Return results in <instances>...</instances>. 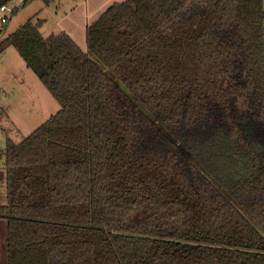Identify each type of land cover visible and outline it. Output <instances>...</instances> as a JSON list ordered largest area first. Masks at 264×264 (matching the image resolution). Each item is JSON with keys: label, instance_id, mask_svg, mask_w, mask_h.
<instances>
[{"label": "trees", "instance_id": "1", "mask_svg": "<svg viewBox=\"0 0 264 264\" xmlns=\"http://www.w3.org/2000/svg\"><path fill=\"white\" fill-rule=\"evenodd\" d=\"M39 27L0 38L60 106L1 154L6 264H264L263 0Z\"/></svg>", "mask_w": 264, "mask_h": 264}, {"label": "rangeland", "instance_id": "2", "mask_svg": "<svg viewBox=\"0 0 264 264\" xmlns=\"http://www.w3.org/2000/svg\"><path fill=\"white\" fill-rule=\"evenodd\" d=\"M36 2L41 4L43 1L36 0ZM38 9L37 3H30L26 11L23 12L24 19H28ZM59 109L58 103L34 73L26 67L14 48L7 49L4 57L0 55V206L6 204L5 175L2 169L4 160L1 157L6 141L19 143ZM235 179H231V182H235ZM5 240L6 224L5 221L0 220L2 264H6Z\"/></svg>", "mask_w": 264, "mask_h": 264}, {"label": "crops", "instance_id": "3", "mask_svg": "<svg viewBox=\"0 0 264 264\" xmlns=\"http://www.w3.org/2000/svg\"><path fill=\"white\" fill-rule=\"evenodd\" d=\"M50 4H39L36 0H24L21 9L18 10L6 24H0V38L12 33L21 27L30 18L40 21L39 32L43 38L50 35L66 34L82 51H86L85 30L97 21L105 10L115 3L126 0H50ZM37 3L38 11L24 19L23 12L30 3ZM26 18V17H25ZM14 19V22H13ZM26 20V21H25ZM5 52L2 54L4 57Z\"/></svg>", "mask_w": 264, "mask_h": 264}, {"label": "built area", "instance_id": "4", "mask_svg": "<svg viewBox=\"0 0 264 264\" xmlns=\"http://www.w3.org/2000/svg\"><path fill=\"white\" fill-rule=\"evenodd\" d=\"M24 4V0H11L5 5L0 7V24L2 27L6 26L9 22L11 17L21 9L22 5ZM0 264L1 263V256H0Z\"/></svg>", "mask_w": 264, "mask_h": 264}]
</instances>
